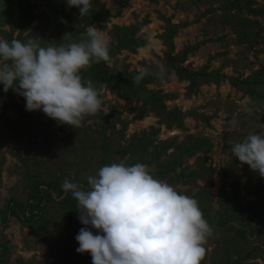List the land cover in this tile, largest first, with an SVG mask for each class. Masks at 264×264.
I'll use <instances>...</instances> for the list:
<instances>
[{"label":"rangeland","instance_id":"1","mask_svg":"<svg viewBox=\"0 0 264 264\" xmlns=\"http://www.w3.org/2000/svg\"><path fill=\"white\" fill-rule=\"evenodd\" d=\"M89 27L110 41L111 63L101 65L129 82L83 71L102 105L81 128L26 110L25 98L0 84V248L7 245L8 264H93L76 251L77 234L90 226L77 203H62V186L52 185L33 223L23 212L36 186L67 178L88 187V175L121 160L147 165L198 201L213 228L205 264H264V177L231 150L264 126V0H92L85 17L67 0H0V39L9 42L68 45L86 40ZM13 205L22 220L3 216Z\"/></svg>","mask_w":264,"mask_h":264},{"label":"clouds","instance_id":"2","mask_svg":"<svg viewBox=\"0 0 264 264\" xmlns=\"http://www.w3.org/2000/svg\"><path fill=\"white\" fill-rule=\"evenodd\" d=\"M81 17L92 0H67ZM82 42L42 46L35 40L0 39V84L23 96L26 110H42L61 124L81 128L102 105L99 90L83 71L92 63H111L110 41L102 30L89 27ZM155 75L163 78L158 65ZM148 74L133 77L139 84ZM251 113L252 109L247 110ZM241 164L264 177V126L231 145ZM88 187L67 178L64 192L77 201L78 219L85 226L76 236L79 253H90L93 264H202L213 228L198 201L154 177L143 164L124 160L104 165L86 177ZM96 229L94 232L91 229Z\"/></svg>","mask_w":264,"mask_h":264},{"label":"trees","instance_id":"3","mask_svg":"<svg viewBox=\"0 0 264 264\" xmlns=\"http://www.w3.org/2000/svg\"><path fill=\"white\" fill-rule=\"evenodd\" d=\"M86 21V20H85ZM108 67H106L103 63V65H101L100 62H93L91 67L88 68V70L92 71L94 73L95 78L99 81V82H104L107 79V76L113 80L119 81L121 83L124 82H129L125 79V76L127 75H122L120 73H116V72H112L110 70H106ZM111 73V74H109ZM127 74V73H126ZM78 184H82L84 185L85 188H87V186H85V184L82 183H78ZM62 186L61 183H56V181H52L51 184L47 183L46 185H42L41 187L36 186V188L33 190V194H32V198L29 200V211H24L23 214L26 215L24 221L29 222V223H33L36 218L38 217V213L40 212V207L42 206V204L44 203V201L46 200V196H50L52 194V190L53 186ZM50 187V188H49ZM68 193V192H67ZM65 192V194L63 195L64 197L61 199L62 203H66V204H70L71 207L75 206V203H77L76 199L72 196L71 192L70 194H67ZM74 198V199H73ZM18 206V205H17ZM13 205L11 207H8L7 210H5V212L3 213V216H7L8 213L13 214L14 217L22 220L21 218V212L19 210V208ZM8 247L7 245H5L3 247V250L0 248V264H8L9 263V253L7 254L6 252H10L8 251ZM69 262H71V264H76V262H72L71 260H69ZM49 264H53V263H49ZM202 264H205L204 261H202Z\"/></svg>","mask_w":264,"mask_h":264}]
</instances>
